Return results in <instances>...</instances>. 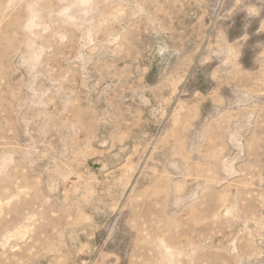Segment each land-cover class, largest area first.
Segmentation results:
<instances>
[{
    "label": "rangeland",
    "instance_id": "rangeland-1",
    "mask_svg": "<svg viewBox=\"0 0 264 264\" xmlns=\"http://www.w3.org/2000/svg\"><path fill=\"white\" fill-rule=\"evenodd\" d=\"M0 264H264V0H0Z\"/></svg>",
    "mask_w": 264,
    "mask_h": 264
}]
</instances>
